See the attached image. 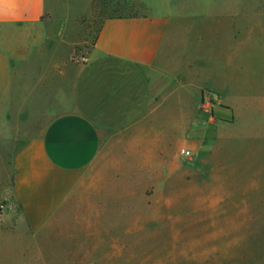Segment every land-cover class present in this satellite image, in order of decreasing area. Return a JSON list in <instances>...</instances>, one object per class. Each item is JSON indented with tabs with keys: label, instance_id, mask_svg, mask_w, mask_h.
Masks as SVG:
<instances>
[{
	"label": "rangeland",
	"instance_id": "rangeland-1",
	"mask_svg": "<svg viewBox=\"0 0 264 264\" xmlns=\"http://www.w3.org/2000/svg\"><path fill=\"white\" fill-rule=\"evenodd\" d=\"M45 2L52 25L41 47H56L74 65L92 48L101 16H169L176 33L169 48L183 60L179 71L194 89L216 76L215 86L237 93L226 100L238 102L231 106L234 121L215 139L188 158L170 155L161 182H151L157 177L146 169L134 178L123 173L97 196L72 200L35 239L15 229L18 207L8 212L9 201L0 197V264H264V0ZM224 52L231 70L221 64ZM74 70L63 77L67 86ZM28 87L24 80L23 93ZM34 98L43 111V97ZM9 125L0 134V193L24 138L22 128Z\"/></svg>",
	"mask_w": 264,
	"mask_h": 264
},
{
	"label": "crops",
	"instance_id": "crops-1",
	"mask_svg": "<svg viewBox=\"0 0 264 264\" xmlns=\"http://www.w3.org/2000/svg\"><path fill=\"white\" fill-rule=\"evenodd\" d=\"M48 14L45 0H0V134H8L9 123L24 130L0 197L8 212L18 207L15 229L31 240L72 200L97 196L123 173L134 178L146 169L157 177L151 182H161L170 155L185 158L180 149L215 139L234 121L238 102L226 100L237 93L215 86L216 76L194 89L179 71L183 60L169 48L176 33L167 15L101 16L92 48L74 65L56 47H41L52 25ZM221 56L231 70L227 52ZM73 70L67 86L63 77Z\"/></svg>",
	"mask_w": 264,
	"mask_h": 264
},
{
	"label": "built area",
	"instance_id": "built-area-1",
	"mask_svg": "<svg viewBox=\"0 0 264 264\" xmlns=\"http://www.w3.org/2000/svg\"><path fill=\"white\" fill-rule=\"evenodd\" d=\"M180 155L184 156L185 158H188L192 155L191 151L187 149H180L179 151Z\"/></svg>",
	"mask_w": 264,
	"mask_h": 264
}]
</instances>
